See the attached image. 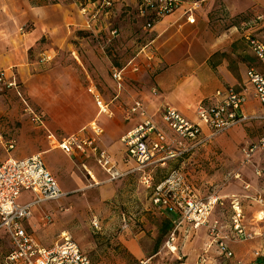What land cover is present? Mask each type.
<instances>
[{
	"label": "rangeland",
	"instance_id": "1",
	"mask_svg": "<svg viewBox=\"0 0 264 264\" xmlns=\"http://www.w3.org/2000/svg\"><path fill=\"white\" fill-rule=\"evenodd\" d=\"M1 1L0 9L7 4ZM53 1L61 2L46 0L47 3ZM80 1L84 3L87 0ZM110 1L111 5L104 8L108 11V26L120 30L119 35L109 41L108 34H96L79 23L68 21L62 31L55 29L53 38L43 36L34 45H21L22 34L17 32L13 35L11 32L12 35H6L0 27V70L12 67L22 94L0 86V163L11 157H23L18 152L27 156L41 155L49 165L61 167L57 174L60 182L67 180V186L74 185L73 178L66 179L72 175L71 170L67 172L65 167L69 163L72 171L83 179V183L76 186L80 190L64 200V208L57 209L54 208L56 205H51V223L44 227L35 221V237L41 244L51 247L67 232L80 244L93 264H177L180 260L176 255L163 248L167 232V218L163 213L166 212L153 205L152 200V205L149 203L155 186L178 173L191 185L200 200L217 199L205 225L194 228L184 222L179 226L178 254H184L181 261L192 263L199 253H205L216 259V264H238V261L241 264H264L260 258L254 263V252L264 248V162L255 154L244 164L241 152L242 145L247 141H256L264 132V126L240 123L228 135L223 132L212 139L211 144L199 145L177 156L188 145L183 147L182 143L179 144L175 134L161 121L152 105L157 97L150 93L152 87L156 88L158 96L163 93L159 77L166 72L175 73L172 90L188 80L189 83L194 82L196 72L188 63L193 57V45L189 43H195L198 38H217L221 39L219 45H237L218 50L212 56L218 60L210 59L208 62V74L215 78L216 64L228 59V68L240 79L243 63L248 60L241 59L242 54L246 55V44L240 33L254 14L264 13V5L251 0H205L200 16L203 20L198 24L178 26L175 23L169 26V22H164L161 31L156 28L149 32L142 27L144 21L138 15L137 0ZM53 12L61 11L59 8ZM8 19L13 21V18ZM33 27L34 23L26 20L21 32L31 31ZM5 37L10 40H5ZM227 39L231 42L226 43ZM139 52L140 71L128 77L124 85L122 82L121 95L111 104L113 113L108 111V123H103L105 133L102 143L109 148L114 141H118L122 151L125 147L121 142L123 135L119 137V133H123L126 122L132 118V115L126 117V111L134 100L146 99L150 105L149 115L154 117L159 129L167 136L168 153L160 154L167 158L139 168L137 164L131 165L133 159L123 153L122 159L130 161V168H117L121 172H131L100 185L91 183L85 178L91 177L80 158L73 161L60 150L49 151L50 133L61 140L79 132L94 120L98 111L96 101L89 92L90 82L94 81L106 100L112 99L114 89L119 90L110 77L112 67H120ZM195 59L201 62L202 57ZM206 81L209 83L211 80ZM211 89L209 85L207 90ZM194 93L198 97L199 93ZM33 111L42 115L43 124L33 120ZM227 138L236 143L231 150L223 145ZM11 142L14 149L9 150ZM89 160V164L93 168L95 166L96 173L93 172L98 181L107 180L108 174L95 159ZM257 170L261 171V175H257ZM236 199L243 214L242 225L253 234L247 240L239 241L232 237L231 201ZM214 220L219 222L221 234L230 238L228 245L235 257L226 258L219 254L217 246L212 243L208 222ZM134 244L143 252L139 258L131 250ZM2 245L0 243V247ZM246 250L248 256L242 258L238 255L246 253Z\"/></svg>",
	"mask_w": 264,
	"mask_h": 264
},
{
	"label": "built area",
	"instance_id": "2",
	"mask_svg": "<svg viewBox=\"0 0 264 264\" xmlns=\"http://www.w3.org/2000/svg\"><path fill=\"white\" fill-rule=\"evenodd\" d=\"M205 0H193L184 9V16L189 24L195 22V11L203 5ZM111 5L110 0H104V6ZM182 5L181 0H137V12L143 19V29L149 31L162 18L174 13ZM98 12V11H97ZM95 13V17L97 15ZM255 18L253 23L256 24ZM250 29V27H249ZM119 35L117 28L110 29L108 41ZM247 45L254 57L264 66V40L246 34ZM128 66L132 71L138 70V64L129 61ZM126 67H112L110 74L112 79L121 89L124 80ZM246 78L251 86L254 99L260 105L262 111L258 114H246L242 111L241 105L245 100L243 93L236 91L233 87H226L215 92V100L208 104H200L197 107V122L188 120L175 108L167 106L160 113V119L175 134L179 144H187L188 147L179 151L182 155L185 151L199 145L209 143L216 136L226 132L240 123H247L253 120L264 122V70L249 67L246 70ZM0 86L5 88H18V83L14 78H8L5 70H0ZM89 91L94 94L96 104L100 113H108V105L98 94L94 87ZM127 118L130 115H137L140 122L132 130L121 137V142L139 168H144L153 164L156 160H163L166 157L160 154L168 153V142L165 132L159 129L154 117L150 116L142 101L136 100L127 109ZM33 120L38 124H43L42 115L33 111ZM93 135L72 134L56 142L57 146L69 157L80 158V162L91 178H94L92 171L88 167L87 160L94 158L98 165L108 174L106 181H112L131 172H121L111 158L108 150L101 147L98 137L101 129L93 124ZM205 128V131H204ZM14 143L8 145V149H13ZM256 151H264V134L259 139L242 148L244 164L248 163ZM172 156V155H171ZM158 158V159H157ZM169 158V157H168ZM257 175L261 171L257 170ZM171 177V178H170ZM169 178L159 182L151 197L152 204L166 213H176L180 220L174 222L168 231L163 248L168 253L176 255L181 261L182 256L178 254L177 231L182 223H188L197 228L205 225L210 210L217 199L200 200L190 184L182 175H170ZM148 182V180H147ZM149 186V184H148ZM23 191H30L36 198L29 203L19 201ZM68 196L64 192L55 175L47 168L41 155H33L25 158H8L0 164V230H4L8 235L10 247L7 251L0 250V264H93L91 258L81 248L80 244L74 240L67 232L62 234L59 242L51 247L41 244L35 236L28 232L25 222L33 216V207L43 203L60 201ZM231 208V231L234 240H247L253 237L242 225L243 214L239 201L232 200ZM50 214L42 215L41 224L47 225L52 222ZM209 233L212 236V243L217 246L219 254L226 258L233 257V252L229 247V237L222 235L219 222L214 220L208 222ZM97 225V224H96ZM264 237V233H262ZM256 258L264 261V248L254 252ZM206 257L202 254L194 264H203Z\"/></svg>",
	"mask_w": 264,
	"mask_h": 264
},
{
	"label": "crops",
	"instance_id": "3",
	"mask_svg": "<svg viewBox=\"0 0 264 264\" xmlns=\"http://www.w3.org/2000/svg\"><path fill=\"white\" fill-rule=\"evenodd\" d=\"M4 1L7 4L1 6L2 9H0V27H1L2 31H5L6 35H12L11 32L13 33V35L16 34L17 32L19 34H22L21 35V43H20L21 45H34L43 36L48 37L50 35L51 38H53V32H55V29L57 28L60 31H62L64 29V24L68 21L79 23L81 26H83L84 29H90V30L96 32V34H98V33L108 34L110 29L117 28V27L111 28L108 26V11L104 9V8H106L104 6V0H87L84 3L80 0H69V1L60 0L61 2H54L53 1L50 3H47L46 0H4ZM181 1H182V5L180 6V8H178L174 13L162 18L158 23H156L153 26V28L151 30H149V32H153L156 28H159V31H161L162 27H163L162 24L164 22H169V26H173V25H175V23H178V26H182L183 24H189V23H187L186 17L184 16L183 12H184V9L188 6V4L191 1L190 2L186 1V0H181ZM251 1L258 2L261 5H264V0H251ZM1 2L2 1L0 0V3ZM35 2H36V4H35ZM9 4L11 5L12 8H10ZM59 8L61 11L60 13H54L53 12V10L59 9ZM201 10H202V6H200L194 13L195 22L193 24H189V25L198 24L200 21L203 20L200 17V16H202ZM96 12H97V15L95 17L94 15ZM258 17H259V20H256L257 23L254 24L253 20L255 18H258ZM8 18H13V21H9ZM26 20L30 21L31 23L33 22L34 27L32 28L31 31H26V32L22 33L21 31L24 29V24H25ZM249 27H250V29H249ZM69 29H71V28H69ZM117 29H118V31L120 30L119 28H117ZM247 32L251 33L254 36H257L258 38H260L262 40H264V13L259 12V13L254 14L253 18L250 19L249 21H247L246 24L244 25V27L241 30L240 35L245 38ZM10 37H12V36H10ZM5 40L8 41V40H10V38L7 39L5 37ZM220 40L221 39H217V38H214L212 40L211 39L206 40L205 38H198L195 43L193 41H191L189 43L190 46L193 45V57L190 59V61L188 63L191 66H193L192 69H195V72H196L195 73L196 78H195V80H193L194 81L193 83H189V80H188L187 83H182L181 85H178L177 87H175V89H173L174 90L173 91L171 88V86H172L171 82L175 81V79H174L175 73L171 72L173 74L172 75V74H169V72H166L162 76L159 77V87H161V89H163V93L160 96H158L155 87H152L151 92H150L151 95L154 94L157 97L156 101H154L152 104L155 108L156 113H160L164 108H166L167 106H170V107L175 108L181 115H183L188 120H191L193 122H197L198 121L197 115H196L197 107L200 104H208L210 102H213L215 100V92L217 90H223L229 86L233 87L236 91L244 94L245 100L241 105L243 112H245L246 114H258L262 111L260 103L256 99H254V97L252 95L251 86L248 83L247 78H246V70L252 66V67H255L256 69L262 71V70H264V66H262V64L252 54V52L249 48V45H247V39L246 38H245V40L243 39L245 44H246L245 45L246 49L244 51L246 55L242 54L241 59L244 58V60H245L246 58H248V60H245L246 62L243 63L245 69L242 68V70L240 71V75H241L240 79H238L237 76H234L232 71L228 68V59H222V60H220V62H218V64H216L217 65L216 66L217 67V74L215 75V78L208 74V62H210V59H212L215 62L218 60L217 57H212L218 50L228 49L231 46H234V47L237 46V45H219ZM228 40L229 39H227L225 42L226 43L231 42V40H229V41ZM3 43H4V41L2 40L1 44L3 45ZM198 56L202 57L201 62H198L195 59ZM131 60L138 64V70L137 71H132L130 69V66H128V63ZM139 60H141L140 59V52L131 56L126 61L127 63L125 62L123 65H121L119 67V68L126 67L125 73H124L123 85L125 83V80L128 77H131L134 72L140 71V66H139L140 61ZM2 70H5L8 78L16 79L17 83L19 84V79L16 76L15 71L12 69V67L4 68ZM110 77H111V74H110ZM206 79L211 80V81L208 83L206 81ZM111 80L113 81V83L115 85V81L112 79V77H111ZM90 83H91L90 87H94V90L98 94L101 95V97L103 98V101L108 105V111L110 113H113V109L111 107V104L113 101H117L119 99V97L121 95V89H119V88H118L119 90L114 89L115 93L113 95V98L110 100H106L103 97L100 89L94 83V81H91ZM209 85H211V87H212L211 91L207 90ZM19 88H21V86L20 87L18 86V88H10V91H16V92H18L19 95H22L21 89H19ZM194 91H196L197 94L199 93L200 96H203V98L199 99L198 98L199 95H197L198 97H196ZM203 93L206 94V96H204ZM90 94L94 98V94H92L91 92H90ZM136 100L142 101L144 107L149 112L150 105H148V100L141 99V98H138ZM136 100H134V101H136ZM94 101H95V98H94ZM163 103H166V105ZM95 105L97 107V111H98L97 115L98 116L94 120H92L88 125L81 128L79 132L73 133V134L80 133L83 135L92 136L94 133L92 126L95 123L96 126L100 127L101 133H102L100 135V137H98L99 145L108 150L109 154L111 155L112 160L114 161L115 165L120 170H128L130 168L128 166L129 165L128 163L130 161L124 162L122 159L123 153L126 154V156H128L126 149L123 148V150L121 151V145L118 143V141H114L111 145H109V148L103 145L102 137H103V134L105 133V126H103V123H105V124L108 123V116H107L108 114L100 113L96 102H95ZM148 106H149V108H148ZM189 109L191 110L192 115L189 114L190 113ZM139 121H140V119L137 115H132L131 120L126 122V126L122 130L123 133L122 134L119 133V137L126 134L127 132L132 130L134 127H136L137 124L139 123ZM250 122H251V125L253 127H258L260 125L264 126V122H262L260 120H253ZM231 130H234V127L232 129L226 131V133H227L226 135H228ZM204 131H205V128H204ZM166 132H168V131H166ZM262 134H264V132H262L257 137L256 141L259 139V137ZM218 136H216V137H218ZM115 137H117V136H115ZM59 139L60 138L58 136H56L54 133H50V139H49V141H50L49 142L50 143V150L49 151L50 152L53 150H60L62 153H64L56 144V142L60 141ZM256 141H250V142L247 141L245 143V145H242L241 152H242L243 147H248L249 145H251L252 143H255ZM212 142H213V140H211L209 143L211 144ZM235 144L236 143L233 140H231V138H227V140H225L223 143L224 147L228 148L229 150L234 148ZM18 153H19V156H23V157H17V158L29 157L24 152H18ZM255 154H258L260 157V160H262V162H264V151H256L254 153V155ZM13 158H15V157H13ZM71 159L73 161L77 160V158H74V159L71 158ZM44 161H45V159H44ZM89 161L90 160H87L88 167L89 168L91 167L90 170L92 171L94 178L89 179L86 176H85V178L88 181H90L91 183L95 182V184H97V185H100L102 183H106L107 181L105 179L98 181L96 174H95L96 173L95 166L93 168L89 164L90 163ZM45 163H46L47 168L57 178V174H59L61 167L53 166L51 164L49 165L46 161H45ZM134 164H136L135 161L134 160L131 161V165H134ZM65 167L67 169V172H69V169H70L71 173H72V175H70V177H67L66 179L73 178L74 185L73 186H67V180H61V182H62L61 183L59 181V179L57 178L61 189L64 192H67L68 196H66L65 198H62L60 201L47 202V203H43L41 205H36L33 207V216L25 222L26 229L33 236H35L33 233L34 224L37 222L39 225H42L40 222L42 215H44L45 213L50 214L51 205L52 206L56 205L57 207H54V208H57V209L64 208V206H63L64 200L68 199L70 197V195H72L73 193H76L77 191L80 190V188L76 187V186H78L80 183H83V179L77 173L72 171L73 169H72V165L70 163H69V165H67ZM92 168H93V170H92ZM96 168H98V167H96ZM99 170H100V172H102L100 168H99ZM103 174H105V173H103ZM35 198H36V195L33 192L23 191L21 196H20L19 201L21 203H29ZM149 204H151V197H150V203ZM163 214H165V217L167 218L165 224L169 225V228L167 229V232H166V235H167L168 231L173 226V223L178 222L180 220V217L176 213H163ZM47 225H45V226L42 225V226L46 227ZM166 235H165V237H166ZM4 238H7V240H5ZM0 243L3 244L0 247V248H2L0 250L7 251L9 249V247H10L9 238H8V235L6 234V232L4 230H0ZM177 243L179 245L178 239H177ZM131 250H132L134 256H136L137 258H139L140 256L143 255L142 250L135 244L131 247ZM202 254L207 259L206 262L203 264H216V259H211L205 253H199L195 257V259L192 263H187V262H184V260H182V261L177 262V264H194L195 262H197L198 258ZM238 255L240 257L244 258V257L248 256V251L246 250V253H244V252L241 254L238 253ZM181 256H184V254L182 253ZM256 259H258V258H255L254 263H255ZM238 264H241L240 261H238Z\"/></svg>",
	"mask_w": 264,
	"mask_h": 264
},
{
	"label": "trees",
	"instance_id": "4",
	"mask_svg": "<svg viewBox=\"0 0 264 264\" xmlns=\"http://www.w3.org/2000/svg\"><path fill=\"white\" fill-rule=\"evenodd\" d=\"M169 228V225L168 224H166V229H168Z\"/></svg>",
	"mask_w": 264,
	"mask_h": 264
}]
</instances>
